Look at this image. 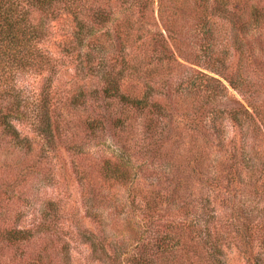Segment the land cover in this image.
Returning <instances> with one entry per match:
<instances>
[{"label":"trees","instance_id":"obj_1","mask_svg":"<svg viewBox=\"0 0 264 264\" xmlns=\"http://www.w3.org/2000/svg\"><path fill=\"white\" fill-rule=\"evenodd\" d=\"M179 12L192 16V27L205 31L226 24L240 57L234 72L225 59L212 57L215 43L208 46L207 68L215 74L200 69L179 72L174 87L178 96L214 101L227 96L229 85L253 92L246 68L254 57L264 58V0H0V135L11 148L8 159L19 155L27 160L29 153L34 154L35 138L22 133V123L32 124L37 135L50 144L67 135L71 126L64 110L67 105L90 109L83 121L90 133L103 130L111 118L121 128L132 127L127 122L131 109L164 108L153 97L160 78L154 79L151 65L155 62L153 66L159 67L167 59L168 67L176 60L182 68L178 56L188 59L160 29L175 30L180 25L182 30L185 25L179 22ZM56 18L71 23L62 50L79 59L77 73L90 79L58 104L51 96L52 75L46 77L49 89L40 100H32L21 85L23 76L42 71L49 63L42 45ZM258 33L262 34L258 42L253 40L250 46L242 39V35H251L256 40ZM118 45L120 53L116 52ZM46 69L53 73L55 68ZM161 81L164 83L163 78ZM258 84L254 82L261 87ZM107 98L122 105L115 115L110 104L105 105ZM229 113L246 144L240 152L235 147L231 150L232 163L214 157L211 141L205 140L190 146L184 160L189 170L159 173L164 177L162 183L169 184L163 185L164 190L158 185L143 194L140 189L131 203L121 206L110 200L114 195L105 189L86 190L87 211L102 225L99 234L80 230L92 246V257L105 264H227L226 250L235 245L247 263L264 264V108ZM224 117L221 114L220 124L212 120L210 129L218 136L223 132ZM70 147L81 151L85 142ZM37 158L28 160L36 165ZM26 160H18L13 168L30 170ZM97 162L105 183L129 185L138 178L140 170H134L132 158L123 150L101 155ZM37 190L33 185L20 188L15 184L6 198L0 197V264H73L69 241L62 237L56 201L49 199L32 210L34 224L29 227L20 222L21 210L11 216L13 192L22 200H18L21 209L23 203L35 205ZM116 213L126 217L119 222ZM35 237L42 241L40 249L30 250ZM8 249L12 253L7 254Z\"/></svg>","mask_w":264,"mask_h":264},{"label":"rangeland","instance_id":"obj_2","mask_svg":"<svg viewBox=\"0 0 264 264\" xmlns=\"http://www.w3.org/2000/svg\"><path fill=\"white\" fill-rule=\"evenodd\" d=\"M178 18L180 23L184 22L185 26L182 30L179 28L180 25L175 30H165L163 27L160 29L170 39V43L174 47L178 44L188 56V59L178 56V60L184 66L179 68L176 65V60H173L171 67H168L167 59L159 67L153 66L155 62L151 65L154 67L152 69L154 79L160 78L157 83L158 89L155 90L157 93H154L153 97L160 100L164 108L158 109L149 105L144 109H131L127 116V122H130L132 127L121 128V125L119 123L116 125L111 118L107 120L103 130H99L98 133H90V129L83 124L90 109L85 105H67L64 110L67 117L71 119V126L67 127L68 134L58 138L55 144H50L42 135H37L39 132L35 130L32 124L22 123L19 125L22 133L35 138L33 142L34 154L29 153L27 157L28 159L37 158L39 154L40 157L37 158L36 165L28 159L26 160V156L14 155V160L8 159L7 155L11 148L0 135V197L6 198L8 189L11 193V188L15 184H18L20 188L33 185L38 189L36 197L39 199L35 201L33 207L23 203L19 209L18 200L20 202L22 200L18 198L16 192H13L15 195L11 199V216H17L16 214L21 210L24 215L22 214L20 222L28 227L34 224L35 213L32 210L34 211L42 202L46 203L49 199L56 201L61 214L62 237L63 240L69 241L70 258L73 264H105L103 261L92 257L90 242L85 241L80 235L81 228L96 234L101 233L102 229L100 221L87 211L88 204L85 196L89 187H97V189H105L111 192L114 197L110 200L116 201V204L120 206L131 203L135 194H140V189L143 190V194L158 185L164 190V186L169 184L168 182L162 183L161 180L164 177L159 176V173L162 175L165 170H189L190 167L185 165L184 160L190 146L195 143L203 144L205 140L211 141V145H213L211 154L214 157L218 156V159L228 158V162L232 163L233 161L230 159L231 150L235 147L240 152L246 144L240 127L234 123L229 111L252 109L253 107L264 108V58L254 57L249 67L246 68L248 74L245 73V75L247 74L252 80L250 90L253 92L234 88L224 79L229 85V91L227 96L223 98L204 101L202 97L196 95L178 96L174 87L177 85L175 79L179 72L188 74L195 73L194 69H200L215 74L207 68L208 60L211 57L209 56L211 55L210 49H207L208 46L213 47L215 43L212 57L225 59L227 65L233 68L234 72L238 67L240 57L239 50L236 49L234 39L231 37L232 33L226 28V24L214 25L211 32L205 31L206 29L203 27H192L194 21L192 16L186 12H179ZM70 24L64 18H56L50 22V35L42 45L44 52L47 53L45 62L49 61V63L45 65L44 70L29 72L21 78V85L24 86L25 92L32 100L45 98L49 89L47 83L50 80L46 82L48 75H52L50 91L54 98L53 102L56 101L57 104L60 100H65L78 92L81 84L89 83V76L83 78V74L77 73L79 59L62 50V40L66 31L69 30ZM258 34L256 40L251 38V35H242V39L245 44L250 46L253 40L258 42L262 35ZM261 37L264 39V36ZM119 49L120 46L118 45L117 53H120ZM197 57L198 59H196ZM120 58L122 59V57ZM195 60H198L199 63H196ZM113 62L110 61V63ZM46 66L55 68L53 73H49ZM241 66L243 67V64ZM162 78L164 83L161 81ZM254 82L260 83L258 85L261 87L254 85ZM172 83L175 84H173V90L170 86ZM107 104H110V109L114 110L113 115L122 106L121 103L109 98H107L105 105ZM105 111L110 110L106 109ZM221 114L225 116L221 124L223 125L221 126L223 132L218 136L215 129L213 132L211 130L212 120L220 124ZM194 128L200 129L202 133L199 132L198 134ZM156 131L159 133L154 134ZM212 140H214L213 143ZM74 142H85L84 149L80 151L71 148L70 144ZM115 150L125 151V156L131 157L135 164L134 170H140L138 178L129 185L117 181L105 183L102 180L100 172L102 169L101 165L98 167L100 163L97 160H100L101 155L114 154ZM18 160H26L31 166L29 167L30 170L13 168L14 164H18ZM19 172L20 175L18 176ZM136 200L138 201L139 197ZM116 214L118 221L119 218L126 217L125 214ZM114 220L110 222L113 223ZM35 238L28 249H40L42 241L37 237ZM2 244L0 241V246ZM12 251V249H8L7 254L12 253ZM226 254L227 264H249L235 245L227 249Z\"/></svg>","mask_w":264,"mask_h":264}]
</instances>
